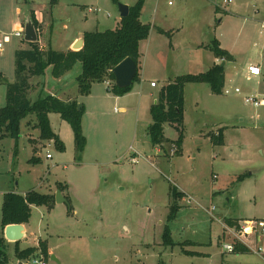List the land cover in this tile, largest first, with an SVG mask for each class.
Listing matches in <instances>:
<instances>
[{
	"label": "rangeland",
	"instance_id": "374dc122",
	"mask_svg": "<svg viewBox=\"0 0 264 264\" xmlns=\"http://www.w3.org/2000/svg\"><path fill=\"white\" fill-rule=\"evenodd\" d=\"M52 1L0 0V41L3 35H9L0 53V108L6 103L7 84L14 81V51L27 47L23 35L15 37L13 32L23 33L24 21L33 13L30 8H42L45 19L52 23L51 31L47 24L46 29L36 28L42 41L39 47L46 49L50 41L53 48H60L82 25L87 31L115 28L120 19L118 4L133 5L136 0ZM245 3L248 6L249 0ZM256 3L259 9L256 20L244 22L245 48L253 52L250 59L260 54L264 60V50L258 52L264 0ZM218 5L220 8L215 12ZM229 5L223 0H144L140 20L151 26L153 34L140 42L139 74L143 69L145 77L157 83V87L152 89V96L143 97L138 109L132 110L136 95L124 104L113 103L102 96L106 92L104 84L94 83L90 89L94 101L91 113L83 114L86 145L79 158L75 157L70 125L56 113L50 114L49 123L64 144L63 151L39 137L33 114L21 120L16 141L9 137L2 139L0 215L2 197L7 192L33 189L55 195L56 186L61 183L62 193L68 198L51 206H31L26 225L28 237L19 241L20 249L35 247L38 240L46 241L51 249L46 264H264V259L251 252L222 254L218 240L220 224L205 211L214 206V215L219 219L229 215L264 218V107L243 101L244 93L250 94L258 86L238 79L227 87L238 85L239 94L211 95L206 83L185 84L179 154L173 144L178 133L172 126H163V137L168 142H164L160 153L151 145L146 130L151 123L150 107L158 97L163 79L197 74L209 67L212 55L202 50L198 60L188 58L195 52L188 43L194 38L210 43L215 29L223 31L225 39L234 40L242 19L225 16ZM244 9L249 19L254 8ZM159 26L175 27V34L172 38L161 36L156 31ZM253 43H257L256 47ZM76 68L72 76L76 82L81 70L79 62L65 74V79ZM48 76L51 77L44 73L39 77L46 87ZM138 84H141L138 80L133 82L131 90ZM39 87V82L32 81L30 98L35 97ZM114 107L125 110L113 112ZM240 123L244 133L228 131L223 139L222 144L242 149L241 155L229 157L223 145L212 137H217V130ZM130 144L139 155L128 150ZM47 152L53 156L52 160L45 159ZM33 155L40 161H30ZM130 156H138L139 162L130 163ZM146 156H152L154 162ZM170 188H179L199 204H186L182 196L177 199L181 207L175 217L167 220L173 202ZM166 226L170 245L162 244ZM1 231L0 225V234ZM14 247L15 242H10L6 249L12 261Z\"/></svg>",
	"mask_w": 264,
	"mask_h": 264
},
{
	"label": "trees",
	"instance_id": "16d2710c",
	"mask_svg": "<svg viewBox=\"0 0 264 264\" xmlns=\"http://www.w3.org/2000/svg\"><path fill=\"white\" fill-rule=\"evenodd\" d=\"M144 0H136L129 6L128 15L120 17L119 22L113 29L103 31H84L83 46L79 50H55L48 46L41 49L36 42H25L26 48L14 51V81L7 84L6 103L0 108V142L3 138L9 137L17 140L20 133V122L29 115L35 116L34 127L39 130V137L42 140H52L59 151L64 150V144L59 136L50 128V113L58 114L71 127L73 134L75 157L79 158L86 145V138L82 129V118L84 114L83 105L76 100L64 101L52 94H46L44 84L40 83L34 98H30L28 91L32 86V78H39L44 75L45 70L50 67V74L53 78H59L70 71L79 62L80 73L76 77L78 93L88 95L93 83L110 81L108 91L115 95H124L131 90L133 82L139 78L140 59L139 42L148 38L151 26L140 20L141 8ZM218 11V7L215 8ZM35 28L37 21L30 14ZM159 33L163 30L157 29ZM215 57H227V52L219 48L217 40H213L210 46ZM131 58L137 67L135 77L130 86L119 88L114 84L112 69L123 59ZM187 83H206L213 94H221L224 85L223 66L214 64L204 72L197 74L186 73L177 75L173 80L161 87L157 101L150 107L151 123L147 127V135L153 147L161 146L168 142L163 137V126L169 124L178 133L173 144L175 152H181L183 139V113H184V86ZM45 92V94H43ZM28 124V122H27ZM35 151V150H34ZM30 161L36 162L38 158L34 155ZM57 188L62 191V184ZM170 196L173 199L170 205L167 220L175 217L179 208L177 199L181 194L175 188H170ZM68 201V198H67ZM55 202L54 194H43L30 190L24 194L7 192L3 194L1 203L0 225L5 227L8 224H25L30 218L31 206H51ZM19 241L15 242L14 256L20 261L34 258L46 260L48 257L46 241L39 240L36 247L29 246L20 249ZM162 244H172L169 229L167 226L162 233ZM238 251H246L245 248L236 247ZM7 242L0 236V264H9L6 252ZM163 264V263H159Z\"/></svg>",
	"mask_w": 264,
	"mask_h": 264
},
{
	"label": "crops",
	"instance_id": "0c3cea01",
	"mask_svg": "<svg viewBox=\"0 0 264 264\" xmlns=\"http://www.w3.org/2000/svg\"><path fill=\"white\" fill-rule=\"evenodd\" d=\"M256 1H261V0H249V3H248L249 5L248 6H252L254 8L253 13L251 14V16H248L249 19H247V17H245L246 10L244 8L248 7L247 3H245V0H242L239 3L234 2L233 0H231L229 2L230 5L228 6V9L226 11V15L225 16L234 17V18L238 17V18L242 19L241 26H239L236 29V32H235V35H234V40L225 39L224 32L223 31L216 32L215 31L216 29H215L214 30V34H213V38L210 40L211 41L210 43H206L205 44L202 41H200L199 38H194L193 41H190V43H188V46L191 49H194L195 52L193 54H189V55L187 54V55H188V58L191 57V58L195 59V57H196V60H198V58L201 57L200 56V52L202 50L210 53L212 55V60L210 61V63H208L209 64L208 65L209 66L208 69L214 64H220L221 66H223V73H224V85H223V87H225V88L227 87L228 84H234V83L236 84L238 79H245V76L247 75V67H248L249 64L258 65L259 68H260V75L258 77H251L249 80L245 79V81L251 82V83H253L254 85H256L258 87L257 88H253L251 90L250 94H248V92H245L244 94H245V96H255L258 99H264V60H263V58L261 57L260 54L258 55V57H256V59H254L255 61L253 59H250V57L252 56L253 52L251 50L249 52V48H247V49L245 48V45H246V39H245L246 32H245L244 22L248 21V20H253V21L256 20L255 17L257 18V14H259V12H257L259 9H257ZM52 3H53V1H52ZM229 3H227V4H229ZM129 6H131V5H128V7ZM218 8H220L219 5H218ZM29 10L33 11V15L35 16V18L37 20V26H38L37 29L38 28L46 29L45 25L47 24V25H49V29L51 31L52 23H51L50 20H48L49 21L48 22L45 19V15H44L45 12H44V10L42 8H40V9H37V8L31 9L30 8ZM86 19H87V17L85 16V20ZM261 23H263V21H261L260 24H259V34L261 35L260 38H261L262 43L260 45L261 47L259 48L258 52L264 50V29L261 28ZM82 26H83L82 29H78L76 32L72 33L70 36H68L66 38L65 42H67V43L63 47L53 48L50 45V43H49L50 41L46 43L47 44L46 47L50 46L51 48H53L55 50H60V51L61 50L72 49V45L74 44V42H76L79 39H83L82 34H83L84 31H87L85 26L84 25H82ZM157 29L163 30L164 33H159L157 31ZM157 29H156V31L158 32L159 35H161V36L165 35L168 38H170V36L172 38L173 35L175 34V31H176L175 27L163 28V27L159 26ZM151 34H153V33L151 32L150 35ZM150 35H148V36H150ZM148 39H149V37H148ZM214 39L217 40L219 48H221V49H223V50H225L227 52V54H228L227 57H224V56L215 57L214 56L213 52L210 49V46H211L212 41ZM37 41H38L39 44L42 42V41H40L39 36H38ZM140 42H139V59L141 61L142 51L140 49ZM252 45H253V47H256L257 43H253ZM43 47H45V46H43ZM43 47L41 48V46H40L41 49H43ZM173 49H174V47H173ZM206 57H208V56H206ZM227 69H229L228 72H227ZM75 70H73L72 75L68 79H65V77H66L65 75H63L62 77H59V78H53L52 76L51 77L48 76L47 81H46L47 87L44 85L45 86L44 87V91L46 92V94H52V95H54V96H56L59 99H62L64 101L76 100L79 105H81V104L83 105L85 113H88V112L91 113V110H90L91 107L90 106H91V104L94 103V101L91 100L92 99L91 98L92 97L91 93H89L88 95H80L78 93V89L76 87L77 86L76 82L75 81L73 82V79H72L73 73L77 72L78 68H76ZM45 73H49L50 74V67H48L45 70ZM176 76H174L173 78L169 77L168 80H166V79L164 80L163 79L164 83L160 85L159 89L157 90L158 93H159L161 87H163L165 84H167L168 82L173 80ZM31 80L41 83V79H39V78H32ZM152 81L153 80H151V79L149 80V79H147L145 77L144 70L141 69L140 74H139V78H138V82H140L141 84H138L134 89L130 90L129 92L125 93L124 95H115V94L111 93L110 91H108V89L106 88L105 83L102 82L104 84V86H105V91H106L105 93H103L102 96L105 99H108V101H110V102L124 104L125 102H127L129 100V97H133V95H136V97H137L136 104H135V106H133V108H131L132 110H135L136 108L138 109V106L140 105V102L143 100L144 96L146 98L148 96H152L153 95V90L152 89L157 87V83L155 84L154 87H152V86H150V82H152ZM93 86H95V85H93ZM231 86L232 85H229V87H231ZM236 86H238V85H236ZM236 86H234V87H236ZM184 89H185V87H184ZM211 95H215V94L212 93ZM80 100H83V102L81 103ZM156 101H157V98L154 100V103ZM97 103H98L97 106H99L100 102H97ZM244 103H245V101H244ZM258 106L264 107V104L263 105H258ZM114 108H116V110L113 109V112H121V111L124 112V110H125L124 107H122L121 109H119L118 107H114ZM50 114L48 115V117L50 116ZM241 121L243 122V119H241ZM82 122H83V118H82ZM104 127L99 129L98 133L102 134V132L104 130ZM82 129H83V123H82ZM228 129H230V130H228ZM228 131H233V132H236L238 134H241V133H244V126H243V124H241V125H233L230 128L227 127L225 130H222V129L217 130V132L215 134L217 137L213 136L212 139H214V141H216L217 144H222L223 143V139H225L226 132H228ZM83 133L85 135L84 129H83ZM104 136H105V134L102 135V137H104ZM134 140H135V134H133V136H132V141H134ZM71 141L73 142V134H72V140ZM50 142L53 143L52 140H50L49 143ZM103 142H106V141H103ZM233 144H235V142H233ZM73 145H74V142H73ZM163 145H164V143L161 146H155L156 151L159 152V153L161 151H163L162 150V146ZM222 145H223L222 147L224 148V150L227 151L229 157H233V156L236 157V154L241 155V153H242V149L235 148L232 145H224V144H222ZM131 149L133 151H135V153H137L139 155V153L134 149L132 144H130L128 146V150H131ZM232 149H235L234 153H233ZM37 158H38V161H36V162H39L40 158L39 157H37ZM52 158H53V156L51 155V158H49V159L45 158V159L46 160H52ZM145 158L149 159V161H151V162H154V161H152V158H153L152 156L151 157L146 156ZM58 184H61V183H58ZM57 186H56L57 191H60L57 188ZM62 187H63V184H62ZM31 190H33V189H31ZM28 191H30V190H25V191L17 192V193L24 194V193H26ZM176 191L181 194V197L185 196V194L181 190H179V188H177ZM12 192H14V191H12ZM60 193L67 200V196L63 195L62 191H60ZM50 194H52V193H50ZM176 202L178 203L179 200H177ZM197 204H199V203L197 202ZM179 207H181V204H180ZM205 209H207V208H205ZM215 210H216V208H215ZM213 214H214V212H213ZM214 217H215V219L214 218H211V219L215 220L216 222H218L220 224V229H221V223H225V224H228V225H233V224H237V222L240 221V220L263 218V217H255V216L252 217V218L251 217L248 218L245 215H242V216L229 215V216L224 217L223 219H219L215 215H214ZM28 222L25 223V224H22L24 226V236H23V238H27L28 237V233H27V229H26V225L28 224ZM3 229L4 228L1 227L2 231H1L0 236L4 237ZM220 234L218 236L219 244H220V239H221ZM19 241H21V240H19ZM6 242H7V244L10 243L7 240H6ZM37 245H38V242H37ZM37 245H35V247ZM47 252H48V255H49L51 253V249L47 248ZM243 252H247V251H243ZM234 253H242V251H238V252H234ZM230 254H233V253H230ZM34 259H38V258L31 257L30 259L25 260V261H21V262H22V264H34L33 263ZM19 261L20 260L16 259V257L14 258V261H12L9 258V264H17ZM44 261L47 262L46 260H44Z\"/></svg>",
	"mask_w": 264,
	"mask_h": 264
},
{
	"label": "built area",
	"instance_id": "2783aa9c",
	"mask_svg": "<svg viewBox=\"0 0 264 264\" xmlns=\"http://www.w3.org/2000/svg\"><path fill=\"white\" fill-rule=\"evenodd\" d=\"M231 0H223L225 4L229 3ZM171 2L168 1V4ZM261 28L264 29V22L261 24ZM23 33L19 30H15L13 32V36L21 37ZM9 41V35H3L2 40L0 41V53L3 49V43ZM260 75V68L256 64H249L247 67V75L245 76L246 80H249L251 77H258ZM106 88L110 86V81H104ZM155 82H150V86L154 87ZM221 92L225 95L231 94H239V87H222ZM245 103L251 104L253 106L263 105L264 99H258L255 96H245ZM116 110V108H114ZM135 153V151L133 152ZM137 154V153H136ZM138 155V154H137ZM45 158H51V154L47 152L45 154ZM130 163L139 162L138 156H130ZM183 201L186 204H190L192 202L197 203L191 196H184ZM214 206H211L205 211L210 215L211 218H214ZM221 239H220V249L222 254H230L234 252H238L236 248H245L247 252L254 253L264 259V218H256V219H246L240 220L237 224L228 225L225 223H221ZM34 264H46V262L41 259H34Z\"/></svg>",
	"mask_w": 264,
	"mask_h": 264
},
{
	"label": "water",
	"instance_id": "95a60500",
	"mask_svg": "<svg viewBox=\"0 0 264 264\" xmlns=\"http://www.w3.org/2000/svg\"><path fill=\"white\" fill-rule=\"evenodd\" d=\"M119 16L125 17L128 15L129 7L126 4H118ZM38 39L37 30L33 24L30 16H27L23 25V40L25 42H36ZM83 46V39H79L72 45L73 50H79ZM136 64L135 62L127 57L119 62L113 69L112 74L114 76V84L119 88H126L130 86L136 74ZM60 191L55 194V202L61 203L66 202ZM3 234L5 240L9 242H17L21 240L24 236V226L22 224H8L3 229ZM17 264H22L19 261Z\"/></svg>",
	"mask_w": 264,
	"mask_h": 264
}]
</instances>
